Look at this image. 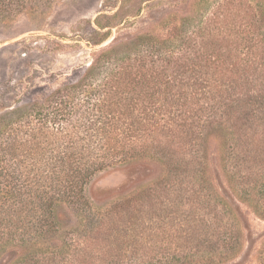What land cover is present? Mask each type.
<instances>
[{"label":"trees","instance_id":"16d2710c","mask_svg":"<svg viewBox=\"0 0 264 264\" xmlns=\"http://www.w3.org/2000/svg\"><path fill=\"white\" fill-rule=\"evenodd\" d=\"M253 9L206 17L169 49L135 36L132 54L101 53L42 102L1 105L0 264L235 257L242 219L205 174L204 139L216 132L229 187L264 218V11ZM134 155L170 167L137 194L91 202L87 186ZM261 253L264 264V242Z\"/></svg>","mask_w":264,"mask_h":264},{"label":"rangeland","instance_id":"374dc122","mask_svg":"<svg viewBox=\"0 0 264 264\" xmlns=\"http://www.w3.org/2000/svg\"><path fill=\"white\" fill-rule=\"evenodd\" d=\"M250 5L253 14L258 7L264 11V0H1L0 111L1 105L42 102L55 88L77 81L103 52L132 54L135 49L127 47L135 36L167 39L170 43L164 48L169 49L179 46L206 17L243 13ZM96 31L107 37L101 41ZM106 72L96 74L94 82ZM214 132L204 139L205 174L242 219L241 250L226 264H259L264 218L229 187L220 165V138ZM158 158L131 156L114 172L92 181L86 189L88 199L109 206L154 185L170 167ZM61 222L74 223L72 213L61 215Z\"/></svg>","mask_w":264,"mask_h":264}]
</instances>
